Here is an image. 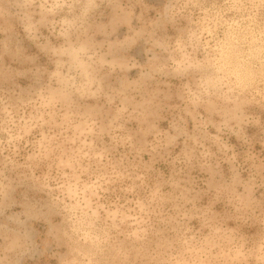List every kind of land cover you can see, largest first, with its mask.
<instances>
[{
	"label": "clouds",
	"instance_id": "clouds-1",
	"mask_svg": "<svg viewBox=\"0 0 264 264\" xmlns=\"http://www.w3.org/2000/svg\"><path fill=\"white\" fill-rule=\"evenodd\" d=\"M0 264H264V0H0Z\"/></svg>",
	"mask_w": 264,
	"mask_h": 264
}]
</instances>
